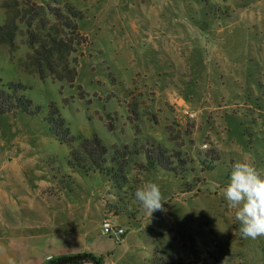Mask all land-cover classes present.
Returning a JSON list of instances; mask_svg holds the SVG:
<instances>
[{
    "label": "rangeland",
    "instance_id": "rangeland-1",
    "mask_svg": "<svg viewBox=\"0 0 264 264\" xmlns=\"http://www.w3.org/2000/svg\"><path fill=\"white\" fill-rule=\"evenodd\" d=\"M0 78L130 152L114 187L68 166L43 115H0V195L40 192L72 217L88 204L96 234L103 216L127 231L110 264H264L222 193L235 162L264 172V0H0ZM151 144L181 175L149 166ZM149 181L167 201L151 217L134 198Z\"/></svg>",
    "mask_w": 264,
    "mask_h": 264
},
{
    "label": "crops",
    "instance_id": "crops-1",
    "mask_svg": "<svg viewBox=\"0 0 264 264\" xmlns=\"http://www.w3.org/2000/svg\"><path fill=\"white\" fill-rule=\"evenodd\" d=\"M52 193L55 197L56 192ZM18 199L8 200L6 194L0 195V244L8 248L17 264H49L51 260L86 253L102 256L104 264H110L115 249L113 238L96 234L98 231L89 226L88 204L80 210L82 217H72L59 215L71 205L57 208L55 200L50 202L40 192L36 198ZM101 209L104 215V208ZM0 264H6V257L0 256Z\"/></svg>",
    "mask_w": 264,
    "mask_h": 264
},
{
    "label": "trees",
    "instance_id": "trees-1",
    "mask_svg": "<svg viewBox=\"0 0 264 264\" xmlns=\"http://www.w3.org/2000/svg\"><path fill=\"white\" fill-rule=\"evenodd\" d=\"M68 11L75 18H78L71 9ZM28 91L29 89L21 83H6L0 78V115H16L19 112L32 117L43 115L50 133L62 145H67L70 148L67 164L72 170H81L87 175L97 173L105 175L113 185L115 184L114 187L116 183H125L127 180L126 162L130 152H125L126 150L124 152L120 150L111 152L100 137L89 138L80 133H74L55 105L50 110L45 111L44 107L37 105L30 96L26 95ZM149 148L146 159L150 167L158 166L176 176L181 175L174 163L176 157L171 156L162 144H151ZM215 161L218 160L215 159ZM114 212L116 215L126 214L128 209L116 206ZM78 257L81 259L72 264H104V257L102 256L86 253ZM61 259L51 260L49 264H55ZM155 264L175 263L172 260L159 258Z\"/></svg>",
    "mask_w": 264,
    "mask_h": 264
},
{
    "label": "clouds",
    "instance_id": "clouds-1",
    "mask_svg": "<svg viewBox=\"0 0 264 264\" xmlns=\"http://www.w3.org/2000/svg\"><path fill=\"white\" fill-rule=\"evenodd\" d=\"M222 193L227 207L236 210L234 215L240 224L241 237L256 239L264 236V172L251 163L237 161ZM134 198L149 217L156 211L166 212L163 202L167 201L155 182L149 181L138 187ZM0 256L6 257V264H17L3 244H0Z\"/></svg>",
    "mask_w": 264,
    "mask_h": 264
},
{
    "label": "built area",
    "instance_id": "built-area-1",
    "mask_svg": "<svg viewBox=\"0 0 264 264\" xmlns=\"http://www.w3.org/2000/svg\"><path fill=\"white\" fill-rule=\"evenodd\" d=\"M189 115V112L186 111ZM127 231L120 225L115 224L110 218L105 217L102 221V234L113 238L121 239Z\"/></svg>",
    "mask_w": 264,
    "mask_h": 264
},
{
    "label": "water",
    "instance_id": "water-1",
    "mask_svg": "<svg viewBox=\"0 0 264 264\" xmlns=\"http://www.w3.org/2000/svg\"><path fill=\"white\" fill-rule=\"evenodd\" d=\"M80 259H81V257L73 256V257H68V258L61 259L60 261H58L55 264H72V263H74L76 261H79Z\"/></svg>",
    "mask_w": 264,
    "mask_h": 264
}]
</instances>
